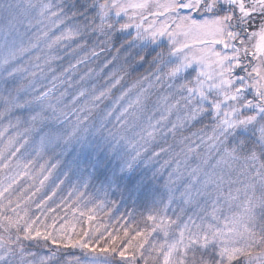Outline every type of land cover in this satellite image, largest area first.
<instances>
[{"label":"snow or ice","instance_id":"snow-or-ice-1","mask_svg":"<svg viewBox=\"0 0 264 264\" xmlns=\"http://www.w3.org/2000/svg\"><path fill=\"white\" fill-rule=\"evenodd\" d=\"M258 40L264 0H0V264H264ZM61 212L118 230L38 227Z\"/></svg>","mask_w":264,"mask_h":264},{"label":"rangeland","instance_id":"rangeland-1","mask_svg":"<svg viewBox=\"0 0 264 264\" xmlns=\"http://www.w3.org/2000/svg\"><path fill=\"white\" fill-rule=\"evenodd\" d=\"M189 42L193 44L192 53H198L202 46L196 44L194 41V38H189ZM258 42H259V40H258ZM245 46L247 47L248 52H250V53H252L256 48V45L253 43L251 38L249 40L245 41ZM259 51L264 52V42H259ZM259 63H264V56L261 57ZM142 71H143L142 68L137 70V72H142ZM135 75H136V73L134 72L133 76L131 78H129V83L135 77ZM261 75L264 76V70H262ZM242 130L243 131L241 133V137L232 140L233 145H235L236 147H238L240 149L241 155H243L244 152L247 150V145H242L241 141L246 139L248 144H251L255 139L252 129H248L247 131H245L244 129H242ZM79 153H80V150H79L78 146L75 144L71 145L68 148L66 156L62 157V159L64 161V167H67L68 162L71 161L72 158L75 155H78ZM258 163L259 162H257V166H258ZM242 166H243V161H241L239 164L235 165L234 169L232 171L231 178L233 181H243V183H234L232 185V187H234V188L239 187V188L243 189L244 185L249 183L248 178L246 176L242 175L240 172V169L242 168ZM157 168H159V164H153L151 166H146L141 162L138 165L137 170L140 173L145 174V175H149V177H151L152 171L156 170ZM61 170H63V169H61ZM166 178H167L166 175L162 174L160 177H157V179L155 181H153V183L155 185V190L157 192L162 191V185H163V182ZM252 183H256V182L252 181ZM247 195L249 198H251L256 203V207L254 209V216H255V220H256L255 227H256V230L259 231L260 226L264 225V186L257 185L255 188H249ZM244 201H245V195L242 191L240 194L239 201L235 202V204L232 208V212H239L241 210L240 205ZM128 207H131V205L129 204ZM136 207L138 210L140 209V205H137ZM123 210L124 209L122 206L121 212H123ZM194 211H195V208H192V207H189L188 209H186L187 214H191ZM57 216L60 218L55 220V231L51 227V225L53 224V218H49L46 222L41 221V223H40V225H38V227H40L41 230H46L48 232H51L53 234V236H57L60 232H64L68 235H71L70 230L72 227H76L77 231H79L81 227H83L85 229H88L89 227L99 228V230L101 232L104 231V227H107L108 231L111 232V231H113L114 226H116L117 230H118L117 220L119 219V214H117L115 217L109 218L104 213H99L97 215L96 220L91 222V224H89V222L87 221L86 218H81L78 215L76 217H74L71 212L68 213L66 216L62 212L57 213ZM121 223H122V221H121ZM223 225H224L223 219H220L216 224V226H219V227H223ZM121 235H122V233H121ZM32 249L39 255H44V254H46V251H47L45 249V246L43 245V241H40L38 244H33ZM72 252L74 255L82 257L81 253L78 250H72Z\"/></svg>","mask_w":264,"mask_h":264},{"label":"trees","instance_id":"trees-1","mask_svg":"<svg viewBox=\"0 0 264 264\" xmlns=\"http://www.w3.org/2000/svg\"><path fill=\"white\" fill-rule=\"evenodd\" d=\"M212 70L214 71L215 69H212ZM242 131H243L242 129L234 130V133L230 136V139L234 140V139L240 138Z\"/></svg>","mask_w":264,"mask_h":264}]
</instances>
